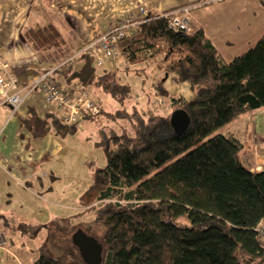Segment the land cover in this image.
I'll use <instances>...</instances> for the list:
<instances>
[{"label": "trees", "instance_id": "1", "mask_svg": "<svg viewBox=\"0 0 264 264\" xmlns=\"http://www.w3.org/2000/svg\"><path fill=\"white\" fill-rule=\"evenodd\" d=\"M22 34L35 51L65 43L52 22ZM120 54L130 64L157 62L195 95L170 99L173 110L190 115L182 134L151 136L140 147L129 137L112 138L106 165L96 171L95 201L80 212V218L93 212L94 219L78 223L103 227L101 237L92 225L82 228L102 244V264H264V172L244 165L243 142L222 132L241 116L264 111V33L227 62L202 27L175 31L166 18L149 13L121 41ZM97 70L93 56L82 53L67 69L56 67L54 77L59 72L67 82L100 88L125 104L131 86L114 70ZM164 83L154 84L158 96H167ZM53 122L64 134L77 127L60 117ZM73 245L79 264H91ZM75 249L66 259L44 248L29 264H71Z\"/></svg>", "mask_w": 264, "mask_h": 264}, {"label": "crops", "instance_id": "2", "mask_svg": "<svg viewBox=\"0 0 264 264\" xmlns=\"http://www.w3.org/2000/svg\"><path fill=\"white\" fill-rule=\"evenodd\" d=\"M188 5L191 6L192 25L203 28L205 34L227 62L253 47L264 33V0H0V52L9 62L11 71L18 80V86L10 88L9 91L17 92L24 97L23 102L15 111L9 104L0 105V165L5 170L9 169L7 172L15 175L20 181L19 184L30 181L44 185V177L53 175L50 169L44 168L46 171H39L36 167H40L47 157L61 150L58 143L54 150L49 149L47 134L55 126L53 119L55 117L59 119L62 111L57 108L51 110V105L39 89L31 91L27 89L26 85L38 74L55 68L73 54L82 51L107 27L113 25L127 12L140 6L146 7L153 15H160ZM48 22L57 26L65 37V43L58 48L35 51L22 32L28 27L42 26ZM116 62L107 61L100 73L107 70L119 73L120 69ZM125 63L127 66L130 64L126 59ZM155 66L158 68L157 62ZM56 78L65 90L82 86L78 82H67L59 72L56 73ZM172 78L175 80L174 74ZM164 86L169 93L166 82ZM88 88L101 104V116L105 115L107 111L100 100L103 91L97 87ZM190 89L192 90L191 87ZM193 94L195 95V92L192 90L190 96L183 94L177 96L192 99ZM134 102L133 98H130L129 102L123 104L125 111L127 106L134 105ZM145 110L149 112V107ZM170 113L168 111L164 117L154 119L149 126L146 121H142L145 127L141 131V126L132 127L135 135L132 139L137 140L138 143L141 141L147 143L151 140V136L159 137V135L167 134L165 123H168ZM91 122H93L91 118L85 119L82 125ZM158 126L161 129H157ZM222 132L226 135H233L243 142L245 148L240 159L244 165L252 172H264L263 110L241 116L224 127ZM30 135L34 138H41L39 147L41 152H38V158L35 160H31L36 148L30 140L28 141L31 138ZM245 139H247V144ZM26 141L28 142L24 146ZM9 186L11 187V184ZM10 196L9 201L11 202L13 194L10 193ZM16 221L15 225L12 222L13 228L7 230L4 228L8 226L6 220V226L3 227L0 224V231L15 234L21 228V232H28L37 226L22 223L16 230L15 226L18 224ZM25 221L30 222L29 216H26ZM7 258L6 254L2 256L0 252V264H11Z\"/></svg>", "mask_w": 264, "mask_h": 264}, {"label": "rangeland", "instance_id": "3", "mask_svg": "<svg viewBox=\"0 0 264 264\" xmlns=\"http://www.w3.org/2000/svg\"><path fill=\"white\" fill-rule=\"evenodd\" d=\"M116 61L120 69L119 77L131 86L127 102L130 98L135 101L134 105L127 106L128 111H125L124 105L111 93L103 91L99 98L106 108L105 115L103 114L99 119H95L89 124H81L68 134H64L60 128L53 126L47 134L50 143L49 149L54 150L58 143L61 150L53 156L47 157L40 167H36L39 171H46L44 168L52 170L53 175L44 177V185L30 181L19 184V179L10 172L8 173L9 169L5 170L0 165V210L5 214L0 217L1 226L4 227L7 223L8 226L4 228L10 230L13 228V224L15 225V220H17L16 223L18 222L15 226L16 230L22 223L37 225L28 232H21L22 228L15 234L4 232L10 240V244H8L7 251L0 252L2 256L7 255L11 264H28L36 259L44 248V251H48L53 256L68 259L67 254L74 251L75 236L81 229L78 223L94 219L93 212L82 218H80V212L81 209H85L86 205L88 207V204H93L95 201L96 193L93 186L96 171L106 165L107 149L111 138L115 136L134 138L132 129L141 126V131L145 127L142 121H146L149 126L154 119L164 117L168 111L172 114L174 111L170 104L172 97L179 94L190 96L192 93L188 83L175 82L172 78L173 73L169 75L160 68H156L154 61L147 60L127 66L122 55ZM96 67L100 72L103 69L102 66ZM160 80L166 82L170 92L167 96H159L160 101H158L154 97L156 95L153 92L155 87L152 88V86ZM147 107H149V112L145 110ZM50 108L51 110L55 109L52 105ZM61 111L60 116L63 114V110ZM97 120L99 122H95ZM157 129H161V127L158 126ZM167 131V134L161 136L170 135L173 132L172 127L167 128ZM112 134L114 135L112 136ZM30 136L28 141L30 140L36 148L31 160H35L38 158V152H41L39 149L41 138ZM28 141L24 143V146ZM245 142L247 144V139ZM136 144L140 147L144 143L141 141ZM10 193L13 194L11 202L9 201ZM26 216H29L30 222L25 221ZM6 220L8 222L5 223ZM85 225H82V228H90L92 225L96 235L101 237L102 226L99 224ZM90 230L92 229L83 231L91 235L93 231ZM75 255V260L71 264L80 263L77 249H75Z\"/></svg>", "mask_w": 264, "mask_h": 264}, {"label": "built area", "instance_id": "4", "mask_svg": "<svg viewBox=\"0 0 264 264\" xmlns=\"http://www.w3.org/2000/svg\"><path fill=\"white\" fill-rule=\"evenodd\" d=\"M190 10L191 6L188 5L166 11L160 15L167 19L171 29L192 32ZM148 14L149 11L144 6L127 12L113 25L107 27L99 37L85 46L82 51L75 53L58 67L67 69L82 53H89L93 56L95 66H104L107 61L117 60L121 55V41L132 27L141 22ZM55 69L56 67L38 74L33 81L26 85L27 89L30 91L39 89L50 105L63 110L61 121L65 125L78 127L85 119L99 115L101 107L91 94L90 89L85 86H77L71 90L63 89L54 77ZM17 86L18 80L11 71L9 62L0 52V105L9 104L13 111L21 105L24 97H21L17 92L9 91L10 88ZM154 97L160 101L157 94ZM9 242L6 233L0 231V251H7Z\"/></svg>", "mask_w": 264, "mask_h": 264}, {"label": "water", "instance_id": "5", "mask_svg": "<svg viewBox=\"0 0 264 264\" xmlns=\"http://www.w3.org/2000/svg\"><path fill=\"white\" fill-rule=\"evenodd\" d=\"M169 123L175 134H182L190 127L191 118L186 110L178 108L172 112ZM75 241L79 245L85 261L91 264H102L103 247L96 237L79 229Z\"/></svg>", "mask_w": 264, "mask_h": 264}, {"label": "flooded vegetation", "instance_id": "6", "mask_svg": "<svg viewBox=\"0 0 264 264\" xmlns=\"http://www.w3.org/2000/svg\"><path fill=\"white\" fill-rule=\"evenodd\" d=\"M82 229V228H81Z\"/></svg>", "mask_w": 264, "mask_h": 264}]
</instances>
